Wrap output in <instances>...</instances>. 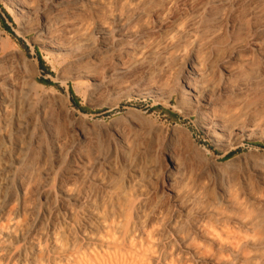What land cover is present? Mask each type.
I'll list each match as a JSON object with an SVG mask.
<instances>
[{"label": "bare ground", "instance_id": "1", "mask_svg": "<svg viewBox=\"0 0 264 264\" xmlns=\"http://www.w3.org/2000/svg\"><path fill=\"white\" fill-rule=\"evenodd\" d=\"M0 7L60 79L125 109L104 130L109 146L85 131L72 142L73 113L51 112L0 35V264H264V0ZM246 15L263 19L256 38L240 36ZM147 99L181 118L161 121ZM188 119L221 152L189 156L199 173L175 145L180 134L193 141ZM146 141L163 149L164 166ZM247 144V175L225 171L235 157L220 159Z\"/></svg>", "mask_w": 264, "mask_h": 264}, {"label": "rangeland", "instance_id": "2", "mask_svg": "<svg viewBox=\"0 0 264 264\" xmlns=\"http://www.w3.org/2000/svg\"><path fill=\"white\" fill-rule=\"evenodd\" d=\"M5 14L10 17V21L5 18ZM0 17L5 20V24L13 32V36L8 34L3 29L2 23L0 22V35L4 48L14 54L13 63L16 66H22L21 68L25 69L27 73L36 74L37 84L41 85V88L38 89V96H47L46 98L51 107V112L55 115L64 114L65 112L73 113V119L69 120L71 122V126L67 130L68 135L70 134L69 139L72 142H75L80 138V131H85L94 137L101 135L102 137H100L99 142L104 146H109V143H111L110 136H113V132L107 131V135L104 136V130L108 129L112 125H116L119 122L118 117L125 109L122 106L117 109H112L108 103H103L96 99V97L91 96L86 88H82L73 82H65L60 79L61 75L59 65L52 59L48 58V54L45 50L31 42L32 34H28L26 36L19 35L16 32L17 23L15 19L1 7ZM244 20L246 22L248 21V28L244 32L240 33V36L246 37L249 34L254 36V26L256 24L260 25L263 22L262 18H255L249 15H246ZM259 34L260 33L258 32L256 37H258ZM256 37L254 36V38ZM38 57L43 62V69L38 63ZM42 80H47L50 82V85L42 84ZM259 96L264 98V91L259 93ZM74 102L78 104V107L74 105ZM144 105H150L151 110L155 112V116H158L161 121H165L166 119V121L174 123L176 120L181 118L180 114H178L171 105H153V101L150 99H147ZM186 123L191 130L193 141H187L186 138L180 134L178 135L175 145L178 151L185 156L184 158L192 164L194 172L199 173L197 170L198 167L196 166L197 163H194L193 161L191 162L189 156H193L197 150L204 152L208 151L210 154L214 155H220L221 152L215 150L209 141L204 138L202 131L195 125L193 120L190 121V119H188ZM136 140L137 138H135L134 141L137 142ZM146 143L149 145L150 154L153 157L152 159L155 161L156 167L159 168V166H164L166 160L164 157L165 154H163V149L159 148L154 154L153 150L156 146L155 143L153 144V142L150 141H146ZM255 145L256 144H247L244 149L233 151L225 158L220 159V162H222L235 157L233 159L236 161V166H228L225 168V171L231 170V172H234V168L236 169L239 167V169H244L245 162L247 164L253 163L256 159V155L251 152V149H253ZM260 146H264V144H260ZM48 159L49 162L46 169L51 173V168H54L56 163L52 155ZM244 172L247 175L245 169L243 170V173Z\"/></svg>", "mask_w": 264, "mask_h": 264}, {"label": "trees", "instance_id": "3", "mask_svg": "<svg viewBox=\"0 0 264 264\" xmlns=\"http://www.w3.org/2000/svg\"><path fill=\"white\" fill-rule=\"evenodd\" d=\"M5 18L7 19V20H9L10 21V17L7 15V14H5ZM0 22L2 23V27H3V29L8 33V34H10L11 36H13V32L11 31V29L5 24V20L2 18V17H0ZM38 59V63H39V65H40V67H42V69H43V62H42V60L38 57L37 58ZM42 84H45V85H50V82H48L47 80H42V82H41ZM73 101V100H72ZM75 103V102H74ZM76 107H78L77 105V103H75L74 104Z\"/></svg>", "mask_w": 264, "mask_h": 264}]
</instances>
